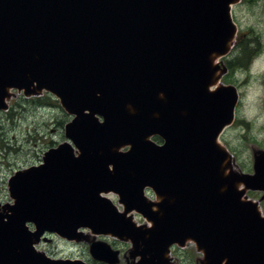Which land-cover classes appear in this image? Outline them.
<instances>
[{
	"label": "water",
	"instance_id": "95a60500",
	"mask_svg": "<svg viewBox=\"0 0 264 264\" xmlns=\"http://www.w3.org/2000/svg\"><path fill=\"white\" fill-rule=\"evenodd\" d=\"M240 1L0 0V111L12 89L45 90L73 116L68 140L9 179L0 264H88L34 249L47 231L82 240L83 227L131 240L139 264H171L170 246L187 239L203 264H264V219L248 214L238 190L264 188V160L234 178L218 141L239 100L217 60L234 45ZM110 191L123 212L102 196ZM133 210L152 225L136 227ZM90 251L118 261L104 242Z\"/></svg>",
	"mask_w": 264,
	"mask_h": 264
},
{
	"label": "rangeland",
	"instance_id": "374dc122",
	"mask_svg": "<svg viewBox=\"0 0 264 264\" xmlns=\"http://www.w3.org/2000/svg\"><path fill=\"white\" fill-rule=\"evenodd\" d=\"M232 13L238 29L253 33L252 39L258 42L259 53L252 59L249 68L235 64V73L233 71L227 77L222 76V81L226 77L228 82L232 81L237 86L240 99L236 110L237 120L226 128L220 141L222 145L231 147L230 149H237V163L247 167L251 162L254 170L255 162L264 157V0H243L234 5ZM23 92L24 90L13 91L9 109L0 111V196L4 197L2 200H11L8 190L10 176L18 170L43 162L45 152L50 147L58 146L66 140L65 126L72 119L54 95L43 92L28 98ZM236 170L237 172L234 170L232 173L241 176L240 170ZM107 196L117 204L115 194L109 193ZM149 196L154 199L152 194ZM7 204L8 202L3 206ZM132 218L140 226L152 225L151 221L137 212L133 213ZM87 229L89 228L83 227L79 232L86 236ZM54 234L57 236L45 234L47 240L42 246L51 257L82 258L87 262L92 258L86 237L77 241ZM128 242L119 243V247L126 253L131 248H136L129 240ZM136 250L134 254H137ZM200 251L192 247L187 249L188 255L184 263L197 264V256L202 258ZM128 260L130 259L124 255L121 262L136 264V261L133 263L134 259L131 258L130 263Z\"/></svg>",
	"mask_w": 264,
	"mask_h": 264
},
{
	"label": "flooded vegetation",
	"instance_id": "af4514ba",
	"mask_svg": "<svg viewBox=\"0 0 264 264\" xmlns=\"http://www.w3.org/2000/svg\"><path fill=\"white\" fill-rule=\"evenodd\" d=\"M223 61L226 63V60L223 59ZM228 66V65H227ZM229 67V66H228ZM230 71V70H229ZM12 99V98H11ZM10 99V100H11ZM234 151V152H233ZM233 169L237 172L236 169H239L240 172L243 171V173H247V174H253L254 173V170L252 169V166H251V162L249 163V166H245L243 167V165H240L239 163H237L238 161V152H237V149L233 148ZM33 166V165H32ZM13 175V174H12ZM11 177V176H10ZM10 179V178H9ZM246 188V186L244 185H241L240 186V189H244ZM8 190H9V180H8ZM9 195H10V191H9ZM4 197L0 196V212L1 213H4L5 210H4V206L3 204L7 203L8 204H12L13 203V199L10 198L11 200H2ZM117 198V197H116ZM112 200V199H111ZM242 201H246L248 202V206L250 208H252L253 206H255L256 208H259L260 209V212H248V214L252 215L253 213L256 214V216L258 217H264V190H261V189H252V188H247L244 195L242 196L241 198ZM9 201H11L9 203ZM117 205H118V208L120 210H122V206L118 204V198H117ZM112 202L114 204H116V202L114 200H112ZM255 203V205H254ZM7 204V205H8ZM133 215V213H132ZM140 215V214H139ZM129 217V215H128ZM132 223H134V225H136V227H140V225H138L137 223L134 222L133 218L131 220ZM29 229L31 231H36V225L33 223V222H28L27 223ZM87 232L88 234L86 235V238H87V247L89 249V253L91 255L92 258H89V262H87L88 264H109L108 262H105V261H102V260H98V259H95L92 254H91V251H90V247H91V244L93 242H104L106 244H108L111 248V250L114 252V251H118V261L115 263V264H122V258L125 256H127L130 260L131 258L134 259L133 260V263L136 261V264H139L140 260H141V256L139 254H134V251L137 249V248H134L132 250V248L130 250H128V252L126 253V251L122 250L120 247H119V243L121 242H125V243H129L128 240H123V239H120L116 236H113L111 234H108V233H97L95 231H93L91 228L87 229ZM45 234H48V236H53V237H56L57 235H55L54 233H48V232H45L41 238H39L38 241L35 242L34 244V249H35V253L36 254H39V253H45L46 255H48L42 248V246L44 244H46V240H47V237H45ZM47 236V235H46ZM46 238V239H45ZM132 244V246L134 245L133 242L131 240H129ZM190 247H192L193 249L196 248L197 251H200L202 249H200L197 244L191 240V239H187L185 241V244L180 246L179 244H172L170 246V254H169V259H170V263L171 264H185V260L187 258V255H188V252H187V249H189ZM200 249V250H199ZM137 251V250H136ZM201 254H202V258L204 256V253H203V250L200 251ZM174 254V255H173ZM109 255V254H108ZM50 256V255H48ZM244 256V255H243ZM51 257V256H50ZM58 258H61V257H58ZM67 258V257H65ZM71 258V257H70ZM136 258V259H135ZM198 258V261H197V264H203L202 262V258H200V256H197ZM82 259V258H81ZM84 260V259H83ZM130 260H128V263H130ZM241 262L243 261L242 257L240 258ZM85 261V260H84ZM132 263V261H131Z\"/></svg>",
	"mask_w": 264,
	"mask_h": 264
},
{
	"label": "trees",
	"instance_id": "16d2710c",
	"mask_svg": "<svg viewBox=\"0 0 264 264\" xmlns=\"http://www.w3.org/2000/svg\"><path fill=\"white\" fill-rule=\"evenodd\" d=\"M252 38L253 33H247L245 31L239 32L233 51L230 54L233 56L226 61L230 67L231 73L236 69L235 64H240L249 68L250 62L259 53V44L258 42H254ZM155 140L161 141L158 136L155 137Z\"/></svg>",
	"mask_w": 264,
	"mask_h": 264
},
{
	"label": "bare ground",
	"instance_id": "6f19581e",
	"mask_svg": "<svg viewBox=\"0 0 264 264\" xmlns=\"http://www.w3.org/2000/svg\"><path fill=\"white\" fill-rule=\"evenodd\" d=\"M133 213V212H132ZM144 225H146V224H144ZM205 260V256H203V258H202V261H204Z\"/></svg>",
	"mask_w": 264,
	"mask_h": 264
}]
</instances>
